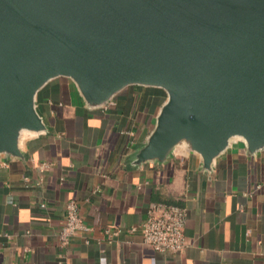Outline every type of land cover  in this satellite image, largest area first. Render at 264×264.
<instances>
[{"label":"crops","instance_id":"0c3cea01","mask_svg":"<svg viewBox=\"0 0 264 264\" xmlns=\"http://www.w3.org/2000/svg\"><path fill=\"white\" fill-rule=\"evenodd\" d=\"M164 100L161 89L128 86L91 108L70 79L46 83L35 97L45 131L20 136L21 159L0 155V264H264V150L232 140L209 172L182 147L132 164ZM71 200L91 230L62 246ZM160 202L186 210L179 253L127 232Z\"/></svg>","mask_w":264,"mask_h":264},{"label":"water","instance_id":"95a60500","mask_svg":"<svg viewBox=\"0 0 264 264\" xmlns=\"http://www.w3.org/2000/svg\"><path fill=\"white\" fill-rule=\"evenodd\" d=\"M58 77L91 108L161 89L132 164L182 147L209 172L232 140L264 150V0H0V155L45 131L35 97Z\"/></svg>","mask_w":264,"mask_h":264},{"label":"built area","instance_id":"2783aa9c","mask_svg":"<svg viewBox=\"0 0 264 264\" xmlns=\"http://www.w3.org/2000/svg\"><path fill=\"white\" fill-rule=\"evenodd\" d=\"M43 207V205H41ZM186 222V210L180 205L168 203H152L145 212V217L139 227H132L127 232H139L142 243L154 251L164 254H176L187 245L183 234ZM91 228L86 225L79 214L75 201H68L65 205L63 223L57 233L60 245L64 246L77 234H86ZM107 238L120 233V230L106 229Z\"/></svg>","mask_w":264,"mask_h":264},{"label":"trees","instance_id":"16d2710c","mask_svg":"<svg viewBox=\"0 0 264 264\" xmlns=\"http://www.w3.org/2000/svg\"><path fill=\"white\" fill-rule=\"evenodd\" d=\"M168 204H171V203H168ZM176 205V204H175Z\"/></svg>","mask_w":264,"mask_h":264}]
</instances>
